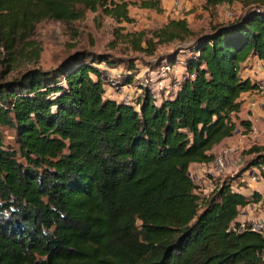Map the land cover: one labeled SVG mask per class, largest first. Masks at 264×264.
Masks as SVG:
<instances>
[{"label":"trees","instance_id":"1","mask_svg":"<svg viewBox=\"0 0 264 264\" xmlns=\"http://www.w3.org/2000/svg\"><path fill=\"white\" fill-rule=\"evenodd\" d=\"M236 2L246 10L197 39L188 75L159 105L147 90L139 109L106 98L94 63H117L104 55L77 52L0 81V264H264V235L236 221L259 195L234 191L227 177L202 199L190 171L236 132L241 95L257 84L241 63L264 60V0L204 6ZM131 5L165 11L162 0H0V49L44 19L70 23L87 10L132 22ZM191 34L187 19L172 18L126 36L153 55ZM2 126L15 129L18 151L5 147ZM247 153L248 168L264 163V146Z\"/></svg>","mask_w":264,"mask_h":264},{"label":"rangeland","instance_id":"2","mask_svg":"<svg viewBox=\"0 0 264 264\" xmlns=\"http://www.w3.org/2000/svg\"><path fill=\"white\" fill-rule=\"evenodd\" d=\"M204 2L205 0H187L185 7L178 10L172 5L168 6L167 2L164 4L162 2L163 8H166L164 13L131 5L129 13L133 18L132 22L119 23L100 11L90 10L86 11L82 19L70 23L44 19L27 31L20 32L17 42L9 50L0 49V81L19 77L32 68L54 69L70 55L80 52L85 55L108 56L115 61L116 66L105 62L94 63L106 78L110 74L121 72L123 82L128 76L133 75L134 82L139 84L141 77L158 69L162 59L168 58L175 52H179V59L187 61L194 54L195 44L199 37L208 34L213 25L232 20L227 15L228 12H235V16H239L246 10L240 2L232 5L222 4L211 9L205 8ZM172 18L187 19L192 34L184 42L175 41L158 46L153 55L135 50L129 37L126 36L127 33L134 31L155 30ZM169 59H167L168 62ZM88 61H91V58H88ZM129 61L134 62L136 70H128ZM246 73H248L247 67L241 66L242 77L246 76ZM106 88L108 93H105V97H110L112 91ZM1 130L5 147L18 151L15 129L2 126ZM251 158L253 155L247 154L245 167L241 172L248 168ZM19 160L24 161L20 156ZM140 224L139 221L138 225Z\"/></svg>","mask_w":264,"mask_h":264},{"label":"built area","instance_id":"3","mask_svg":"<svg viewBox=\"0 0 264 264\" xmlns=\"http://www.w3.org/2000/svg\"><path fill=\"white\" fill-rule=\"evenodd\" d=\"M186 2L187 0H172V6L177 10L182 9L185 7ZM262 9L264 10V7ZM242 14L235 16V12L227 13L232 20L239 18ZM186 64L187 62L183 59H178L175 63L165 61L161 67L147 73L145 77H141L139 84L135 82L133 84H125L122 80L123 75L121 72L110 74L109 77H105L106 87L111 89V95H116L120 101L133 105L137 109L141 107L140 96L146 90L150 92L154 103L159 105L166 97H170L180 88L184 78L188 75ZM256 83V87L252 89L253 93L264 96V78ZM107 93L108 90L106 88ZM251 104L252 106L257 105L255 101ZM246 120L250 126L238 132V129H236L237 139L233 143L220 145L214 153V160L204 163L206 164V171L210 174V179L214 180V186L209 189L203 186L199 179L195 180L198 186L197 193L202 199L210 197L212 193L218 190L227 177L236 179L247 177L251 182L264 180V163L252 166L241 172L247 160L248 153L246 151L253 146H261L260 120L254 118L251 114H248ZM249 155L255 156L254 154ZM216 181L218 182L216 183ZM239 187L235 182L232 185L234 191ZM238 227L240 230L249 229L264 235V218L256 216L242 220L238 222ZM233 228L236 229V225Z\"/></svg>","mask_w":264,"mask_h":264},{"label":"crops","instance_id":"4","mask_svg":"<svg viewBox=\"0 0 264 264\" xmlns=\"http://www.w3.org/2000/svg\"><path fill=\"white\" fill-rule=\"evenodd\" d=\"M164 2H167L168 6L172 5V0H163ZM131 7H129V10H131ZM141 8V7H140ZM143 9H149V8H143ZM151 10V9H149ZM166 10V8H165ZM193 55V54H192ZM185 57V56H183ZM241 66H246L248 73H246V76L244 78H250L253 82H257L260 79L264 78V60L260 59L257 55H250L249 58L241 63ZM182 70V69H181ZM136 83V82H135ZM116 95L110 94V99H115L117 101H120L118 98L115 97ZM241 101H242V109L239 113H237L235 120L237 121V132L243 129L248 128L250 125L247 122L248 114L252 115L254 118L259 119V126L261 129V146H264V96L257 95L253 93L252 90L248 92H244L241 95ZM256 102V106H252V102ZM235 132V134L227 139H225L221 144L216 146L212 152L215 153L216 150L219 148L222 144H230L233 143L237 137L238 134ZM191 175L194 178V180H200V182L203 184V186L208 187L209 189L214 186V180L210 179V174L206 171V164L204 163H192L190 167ZM218 181H216L217 183ZM242 182H245L242 184ZM235 184L239 185L240 187L237 188V192L243 193L247 196H252L253 193H257L259 195V201L248 204L247 206L240 208V214L237 218V222H240L242 220L251 219L256 216H261L264 218V180L258 181V182H251L247 177H243L242 179H236Z\"/></svg>","mask_w":264,"mask_h":264}]
</instances>
